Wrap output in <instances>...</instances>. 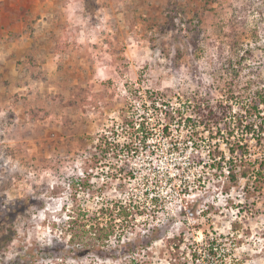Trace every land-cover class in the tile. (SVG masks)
<instances>
[{
    "label": "rangeland",
    "instance_id": "obj_1",
    "mask_svg": "<svg viewBox=\"0 0 264 264\" xmlns=\"http://www.w3.org/2000/svg\"><path fill=\"white\" fill-rule=\"evenodd\" d=\"M261 87L264 0H0V264H191L205 232L264 264V181L211 165L239 140L263 157L234 124ZM119 201L148 209L118 254L75 256L72 219Z\"/></svg>",
    "mask_w": 264,
    "mask_h": 264
},
{
    "label": "trees",
    "instance_id": "obj_2",
    "mask_svg": "<svg viewBox=\"0 0 264 264\" xmlns=\"http://www.w3.org/2000/svg\"><path fill=\"white\" fill-rule=\"evenodd\" d=\"M152 104L154 105L155 102L153 101ZM228 104V101L220 100L216 103V106H210L206 114V124L220 125L223 122L220 128L228 130L224 125L229 120L228 113L232 108L231 104ZM244 104H246V118L241 115L235 120L234 124L240 128L244 127L248 131L255 129V126L257 125L258 127L259 125L258 131L259 133L261 132L260 135L264 136V87L254 90ZM132 124L134 125V123ZM141 126L142 124L139 125V128ZM232 133L233 131H230V135ZM144 141L146 143L147 139L145 138ZM106 142L108 144L110 141L106 140ZM258 144H260L259 146L264 153V138H259ZM129 148L132 150L131 146ZM220 155V158L211 165L225 169L224 165L226 164L230 181L237 182L239 177L248 178L250 182L253 181L255 184L258 182L261 184L264 181V154L263 157L254 159L246 142L239 140L229 147V156L224 155V153ZM126 175L128 176L127 178H130L134 176V173L128 170ZM152 200L157 201V196L152 197ZM17 202L16 200L12 201L10 205L2 204L3 206L0 208L2 213V216L0 215L1 226L6 216V207H9L10 211L7 215L20 210ZM131 203L132 201L129 205H126L127 201H119L117 204L100 207L98 212L88 213L89 211H84L80 216L74 217L71 221L73 230L71 240L77 239L80 242L79 247L73 249L74 255L82 256L88 252L100 258L117 255L118 249L108 247V242L112 237H121L120 233H125L126 229L137 221V213L140 215L144 214L148 209L146 205H132ZM154 206L157 207V205ZM10 208L13 209L11 210ZM0 232V245L12 241L14 236L12 229ZM223 244L219 236H212L210 233L205 232L204 239L199 242L195 241V246H192L191 264H239V259L231 255V250L223 249ZM127 245L131 249L134 243L129 241Z\"/></svg>",
    "mask_w": 264,
    "mask_h": 264
}]
</instances>
